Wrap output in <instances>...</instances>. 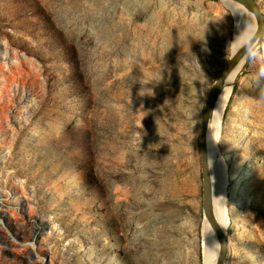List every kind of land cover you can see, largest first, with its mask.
<instances>
[{
    "label": "rangeland",
    "instance_id": "rangeland-1",
    "mask_svg": "<svg viewBox=\"0 0 264 264\" xmlns=\"http://www.w3.org/2000/svg\"><path fill=\"white\" fill-rule=\"evenodd\" d=\"M232 28L220 0H0V205L33 208L6 262L200 264V112ZM257 66L223 117L224 264H264Z\"/></svg>",
    "mask_w": 264,
    "mask_h": 264
},
{
    "label": "bare ground",
    "instance_id": "bare-ground-1",
    "mask_svg": "<svg viewBox=\"0 0 264 264\" xmlns=\"http://www.w3.org/2000/svg\"><path fill=\"white\" fill-rule=\"evenodd\" d=\"M220 1L222 3V6L230 13L233 20V34L231 37L232 40L236 32L234 27L235 20L238 19V17H233L232 15L235 14L238 9L246 11L254 21L255 18L241 5H238L229 0ZM233 55L234 49L229 47L228 58L230 59ZM245 64V60L239 62L232 73H230L227 77L224 90L218 100V104L213 113V117L208 125L207 130V151L209 172L212 181L211 190L214 215L218 226L224 231L227 237H229L230 225L231 221L233 220V218L230 217L232 215V212L230 214V210H233V208H229L228 196L226 194L229 182V172L226 161L222 154L223 149L220 147L223 137L222 124L224 113H226L227 106L233 95L234 86L237 83L238 78L243 74V71L246 68ZM229 127L230 129L235 127V119L229 120ZM12 193L13 195H17L18 192L16 189H14ZM10 206L11 205L9 204L3 203H1L0 205V243H2L3 241H7L2 238H7V226H11V223H17L19 221V217H21L22 214H33V208H31L27 204V202L22 203L20 211L10 209ZM9 239L10 247L17 248L14 244L15 241L12 238ZM26 240L27 238H25V241L21 244V248H23L21 249L23 254H25L28 251L27 249H29ZM200 252V264H216L217 257L219 256V244L218 240L216 239V235L212 230V227L209 223H207L206 220L203 221L202 237L200 240ZM34 254H40V249L38 246H35L34 249H31L29 251V255L33 256ZM5 256L6 252L0 247V264H12L10 260H7L8 262H6Z\"/></svg>",
    "mask_w": 264,
    "mask_h": 264
},
{
    "label": "water",
    "instance_id": "water-1",
    "mask_svg": "<svg viewBox=\"0 0 264 264\" xmlns=\"http://www.w3.org/2000/svg\"><path fill=\"white\" fill-rule=\"evenodd\" d=\"M238 5L244 7L254 18L255 23L259 26L260 35L264 37V15L260 12L259 8L255 4L254 0H229ZM263 41L261 39L260 43ZM244 60L239 55H233L224 69L219 73L217 78L212 82L211 86L208 88V93L204 102V107L202 112H200L199 121V132H198V150L201 163V174H202V184H201V209L204 221L210 224L213 232L216 235V239L219 244V256L217 257L216 264H224V260L227 255V243L228 237L224 231L218 226L213 208L212 201V190H211V176L209 172L208 163V151H207V130L208 125L213 117V113L218 104V100L224 90L227 77L235 69L237 64ZM246 62L245 65H247Z\"/></svg>",
    "mask_w": 264,
    "mask_h": 264
},
{
    "label": "clouds",
    "instance_id": "clouds-1",
    "mask_svg": "<svg viewBox=\"0 0 264 264\" xmlns=\"http://www.w3.org/2000/svg\"><path fill=\"white\" fill-rule=\"evenodd\" d=\"M232 16L238 17L234 24L236 32L227 47L233 48L234 55H239L245 62H257V70L248 87L257 90L258 100L264 102V55L261 54L264 44L260 43L264 37H261L259 26L246 11L238 9Z\"/></svg>",
    "mask_w": 264,
    "mask_h": 264
}]
</instances>
